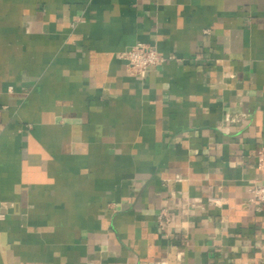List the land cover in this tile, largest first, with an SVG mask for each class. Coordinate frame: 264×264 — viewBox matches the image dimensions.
Returning <instances> with one entry per match:
<instances>
[{
    "label": "crops",
    "instance_id": "obj_1",
    "mask_svg": "<svg viewBox=\"0 0 264 264\" xmlns=\"http://www.w3.org/2000/svg\"><path fill=\"white\" fill-rule=\"evenodd\" d=\"M261 146L264 0H0V264H264Z\"/></svg>",
    "mask_w": 264,
    "mask_h": 264
},
{
    "label": "built area",
    "instance_id": "obj_2",
    "mask_svg": "<svg viewBox=\"0 0 264 264\" xmlns=\"http://www.w3.org/2000/svg\"><path fill=\"white\" fill-rule=\"evenodd\" d=\"M118 57L124 60L129 72L139 75L143 74L148 67L160 64L164 60V57L158 53L155 46L145 42H136L119 51ZM256 163L258 167H264V146L259 147L256 152ZM248 191L250 202L264 203V181L252 182L248 186ZM2 217L3 215L0 213V218ZM169 218L168 210L164 207L161 208L157 214L158 225L164 228Z\"/></svg>",
    "mask_w": 264,
    "mask_h": 264
}]
</instances>
